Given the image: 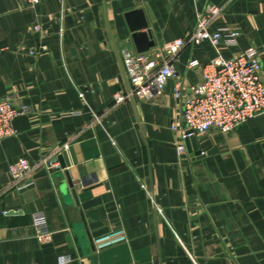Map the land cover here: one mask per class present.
Returning <instances> with one entry per match:
<instances>
[{
    "label": "crops",
    "instance_id": "0c3cea01",
    "mask_svg": "<svg viewBox=\"0 0 264 264\" xmlns=\"http://www.w3.org/2000/svg\"><path fill=\"white\" fill-rule=\"evenodd\" d=\"M208 4L223 8L209 30L237 32V45L186 46L159 96L117 103L129 94L121 53L136 52L126 15L142 12L160 49ZM248 48L264 81V0H0V99L26 110L0 142V264H264V115L196 135L185 154L171 130L174 85L201 81L189 62ZM18 159L34 167L22 190L9 175ZM117 232L126 242L95 250Z\"/></svg>",
    "mask_w": 264,
    "mask_h": 264
},
{
    "label": "built area",
    "instance_id": "2783aa9c",
    "mask_svg": "<svg viewBox=\"0 0 264 264\" xmlns=\"http://www.w3.org/2000/svg\"><path fill=\"white\" fill-rule=\"evenodd\" d=\"M20 1L29 6L38 4V0ZM222 9L215 5H206L198 16L194 31L185 39L170 41L160 49H150L144 53L123 51L121 61L129 83V94L117 95L116 102L122 103L128 98L148 101L159 96L174 76L173 60L186 46L209 44L215 50H218L221 44L226 47L236 46L239 36L237 32L228 28L214 32L209 30ZM32 31L40 33L38 26L33 27ZM188 68H198L201 81L187 88L177 82L173 87L172 97L181 107L182 123L171 125V130L179 135V154L186 153V140L196 135L210 131L227 135L248 121L264 115V81L261 78L262 67L255 48H248L231 58L218 54L205 65L192 60ZM25 112V108H16L10 100L0 99V142L15 135L14 122ZM64 148H67V145ZM40 164L48 170L56 167V164L49 160ZM33 171L34 167L25 159L11 163V186L18 190L30 187ZM34 226L38 236L47 232L43 214H34ZM124 242L126 236L117 232L101 236L95 239L93 244L95 250L100 252Z\"/></svg>",
    "mask_w": 264,
    "mask_h": 264
},
{
    "label": "water",
    "instance_id": "95a60500",
    "mask_svg": "<svg viewBox=\"0 0 264 264\" xmlns=\"http://www.w3.org/2000/svg\"><path fill=\"white\" fill-rule=\"evenodd\" d=\"M126 22L129 27V30L133 33L132 40L136 47L137 53L147 52L150 48L154 46V43L149 41L147 34L140 32L147 28V23L142 15V12L136 11L127 14ZM186 146L189 151H191L192 149L196 150L194 138L186 140Z\"/></svg>",
    "mask_w": 264,
    "mask_h": 264
}]
</instances>
